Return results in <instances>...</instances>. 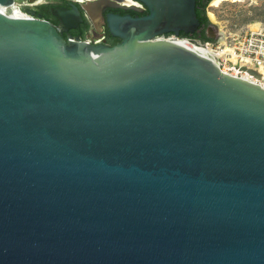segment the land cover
Listing matches in <instances>:
<instances>
[{"label": "water", "instance_id": "obj_1", "mask_svg": "<svg viewBox=\"0 0 264 264\" xmlns=\"http://www.w3.org/2000/svg\"><path fill=\"white\" fill-rule=\"evenodd\" d=\"M140 1L112 46L0 11V264H264V86L165 39L195 0Z\"/></svg>", "mask_w": 264, "mask_h": 264}, {"label": "flooded vegetation", "instance_id": "obj_2", "mask_svg": "<svg viewBox=\"0 0 264 264\" xmlns=\"http://www.w3.org/2000/svg\"><path fill=\"white\" fill-rule=\"evenodd\" d=\"M20 2L22 11L51 22L60 30L62 29L61 34L64 37L70 33L74 39L109 46L117 44L121 39L111 34L107 22L108 15L143 16L148 13V8L140 0H20ZM212 3L213 0H195V4L204 9ZM73 5L76 6L80 15V19L76 21L70 16L61 20L53 11L55 7L72 9ZM69 23L76 25L68 27ZM212 26L216 29L215 24ZM209 30L208 24L203 30L198 27L190 35L196 36L199 40L207 38V41H212L213 34H210ZM170 34L171 32H166L163 36ZM178 35L186 34L180 30Z\"/></svg>", "mask_w": 264, "mask_h": 264}, {"label": "built area", "instance_id": "obj_3", "mask_svg": "<svg viewBox=\"0 0 264 264\" xmlns=\"http://www.w3.org/2000/svg\"><path fill=\"white\" fill-rule=\"evenodd\" d=\"M20 12L22 16L31 15L21 9ZM168 37L186 39L190 42L210 46L214 51V60L221 71L241 77L250 76L247 79L260 84V81L254 80V75L247 70L249 68L264 70V26L260 23L257 26L248 25L243 33L226 35L223 41L199 40L190 34L174 35L171 33L166 38Z\"/></svg>", "mask_w": 264, "mask_h": 264}, {"label": "rangeland", "instance_id": "obj_4", "mask_svg": "<svg viewBox=\"0 0 264 264\" xmlns=\"http://www.w3.org/2000/svg\"><path fill=\"white\" fill-rule=\"evenodd\" d=\"M20 0L15 5L20 10ZM209 19L212 41H221L226 35L243 33L248 25L260 23L264 26V0H222L217 5H209L205 9ZM208 11H212L214 19H211ZM216 25V29L212 26ZM219 32L222 35H219Z\"/></svg>", "mask_w": 264, "mask_h": 264}, {"label": "bare ground", "instance_id": "obj_5", "mask_svg": "<svg viewBox=\"0 0 264 264\" xmlns=\"http://www.w3.org/2000/svg\"><path fill=\"white\" fill-rule=\"evenodd\" d=\"M220 1H222V0H213L212 5H217ZM232 1H241V0H232ZM15 6L16 5H15V2H14L12 4V6H10V7H1L0 9H2L3 12H8L11 15H15V16L22 15L20 10L18 8H16ZM208 14H209L211 19H214V14H213L212 11H208ZM257 25H258L257 22L253 23V26H257ZM164 37H165V39L172 40V41H174L177 44L187 46V47L192 48V49H194L196 51L207 52L214 59V51H213V49L210 46H204L203 44H199V43H196V42H190L189 40L176 38V37H168V38H166L167 36H164ZM221 41H223V40L221 39ZM254 70L257 72V74L254 75L253 79L254 80L258 79L260 81V84L264 86V70L261 69V68L254 69ZM244 77L248 78L250 76H244Z\"/></svg>", "mask_w": 264, "mask_h": 264}, {"label": "trees", "instance_id": "obj_6", "mask_svg": "<svg viewBox=\"0 0 264 264\" xmlns=\"http://www.w3.org/2000/svg\"><path fill=\"white\" fill-rule=\"evenodd\" d=\"M195 12H196V16L199 20V27L203 30L205 28L206 25L210 24L209 19L206 15V11L204 8H199L196 4H195ZM204 41H207V38H203Z\"/></svg>", "mask_w": 264, "mask_h": 264}, {"label": "clouds", "instance_id": "obj_7", "mask_svg": "<svg viewBox=\"0 0 264 264\" xmlns=\"http://www.w3.org/2000/svg\"><path fill=\"white\" fill-rule=\"evenodd\" d=\"M0 11H2V9H0Z\"/></svg>", "mask_w": 264, "mask_h": 264}]
</instances>
